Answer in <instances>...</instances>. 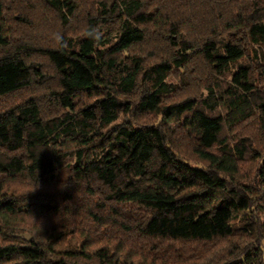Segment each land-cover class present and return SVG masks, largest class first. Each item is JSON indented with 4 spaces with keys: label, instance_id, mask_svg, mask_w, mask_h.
Wrapping results in <instances>:
<instances>
[{
    "label": "trees",
    "instance_id": "16d2710c",
    "mask_svg": "<svg viewBox=\"0 0 264 264\" xmlns=\"http://www.w3.org/2000/svg\"><path fill=\"white\" fill-rule=\"evenodd\" d=\"M33 86L0 264H264V0H0V101Z\"/></svg>",
    "mask_w": 264,
    "mask_h": 264
},
{
    "label": "rangeland",
    "instance_id": "374dc122",
    "mask_svg": "<svg viewBox=\"0 0 264 264\" xmlns=\"http://www.w3.org/2000/svg\"><path fill=\"white\" fill-rule=\"evenodd\" d=\"M37 33V30H32L31 31V34H36ZM29 62L31 63H34V64H40L41 67H42V70L43 72L47 75V76H50V75H53V71L51 69V67L49 66L48 62L41 56L39 55H33L32 57H30L28 59ZM50 84H52V86H55V78H52L49 80ZM36 94V95H40L42 94L40 91L36 90L35 87L33 86V89H27V90H23L22 92L18 93L16 96H12V97H9V98H6L4 99L3 101L1 100L0 101V107L4 106L5 103H7V105H13V104H16L17 102H20L21 100H23L24 98H26L27 96H29L30 94ZM6 106V105H5ZM188 152H190V146H186L184 144L183 146ZM24 234H28L29 237H30V234L28 232H25ZM212 246V247H211ZM222 246V244H217V245H211V244H207V245H203L200 247L201 249L203 248H207V247H211V248H214V249H220Z\"/></svg>",
    "mask_w": 264,
    "mask_h": 264
},
{
    "label": "water",
    "instance_id": "95a60500",
    "mask_svg": "<svg viewBox=\"0 0 264 264\" xmlns=\"http://www.w3.org/2000/svg\"><path fill=\"white\" fill-rule=\"evenodd\" d=\"M13 236L18 237V238H22L24 240H28L29 239V235L28 234H13Z\"/></svg>",
    "mask_w": 264,
    "mask_h": 264
}]
</instances>
